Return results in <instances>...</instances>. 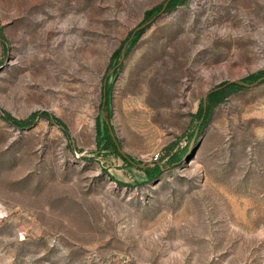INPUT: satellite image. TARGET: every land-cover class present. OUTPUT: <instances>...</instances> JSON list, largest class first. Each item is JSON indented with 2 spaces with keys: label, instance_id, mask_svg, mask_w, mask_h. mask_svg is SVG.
<instances>
[{
  "label": "rangeland",
  "instance_id": "obj_1",
  "mask_svg": "<svg viewBox=\"0 0 264 264\" xmlns=\"http://www.w3.org/2000/svg\"><path fill=\"white\" fill-rule=\"evenodd\" d=\"M169 2L0 0V264H264V0Z\"/></svg>",
  "mask_w": 264,
  "mask_h": 264
},
{
  "label": "trees",
  "instance_id": "obj_2",
  "mask_svg": "<svg viewBox=\"0 0 264 264\" xmlns=\"http://www.w3.org/2000/svg\"><path fill=\"white\" fill-rule=\"evenodd\" d=\"M182 0H170L169 4H168V8H174L175 6H177L179 3H181ZM162 8V7H160ZM159 9V8H158ZM157 10L156 9H153V10H148L146 12V18H150L154 12H156ZM144 29H139L136 34L134 35V37L132 39H130L131 35L124 41V45L126 43L127 44V48L130 47V45L132 43H134V41L136 40L138 34H140ZM130 41V42H129ZM121 51L118 50L116 53H115V58H117L119 55H120ZM261 75H256L254 77L256 78H259ZM252 77H249L247 79H250ZM246 79V80H247ZM245 85L243 84H239V83H232V84H229L225 87H223L222 89L218 90V91H214L212 92L209 96H208V99H207V103H206V106L204 104V101L201 103L200 107H199V110H198V118H199V121L201 122V129L206 125V123L208 122L210 116H211V113H212V109L215 105H217L219 102H221L225 96L227 95L228 93V90L231 88V87H237V88H243ZM108 87H106V90H105V101H106V106L108 105V102H109V98H108ZM38 115V113H33L31 115V117L28 119V120H19V119H16V118H12L10 116H7L8 119H10L11 121H13L14 123H16L17 125H20V126H24V125H27V124H30L31 121ZM104 131L106 133V136H103L105 139H107V143L105 144L106 148H109L111 145L113 146H116V142L115 140L112 138V135L110 133V129H109V126H108V122L105 120L104 122ZM98 134L99 135H102V127H101V122H99L98 124ZM123 159L127 160L128 162H130L125 156H123L122 154H120ZM131 163V162H130ZM133 164V163H132ZM146 173H147V176L150 178V177H153L154 174H159L161 172V167H156L154 168L153 170H145ZM153 171V172H152Z\"/></svg>",
  "mask_w": 264,
  "mask_h": 264
},
{
  "label": "water",
  "instance_id": "obj_3",
  "mask_svg": "<svg viewBox=\"0 0 264 264\" xmlns=\"http://www.w3.org/2000/svg\"><path fill=\"white\" fill-rule=\"evenodd\" d=\"M167 3L168 2H166L165 4H164V6H163V8H162V10L161 11H164L165 10V8H166V6H167ZM148 23V22H147ZM147 23H144V24H142V25H140L139 27H137L135 30H134V32L132 33V35H131V37H130V39H132L133 37H134V35L136 34V32L139 30V29H142L143 27H145L146 26V24ZM127 44L128 43H126L124 46H123V48H122V56L124 57L125 56V51H126V48H127ZM264 79V76H261L260 78H258L255 82H253V84H257L258 82H260L261 80H263ZM232 83H239V84H243V85H245V86H249V85H251V84H249L248 82H246V81H241V80H229V81H227L225 84H223V85H221V86H217V87H215V88H213L212 90H210L209 92H207V94H206V97H205V99H204V104H205V106H206V103H207V98H208V96L212 93V92H214V91H218V90H220V89H222L223 87H225V86H227V85H229V84H232ZM103 111H104V105H103ZM108 122V121H107ZM111 133H112V131H111ZM113 134V133H112ZM118 148H119V150L122 152V154L131 162V163H133V164H136V165H139V166H144V165H142V164H137L131 157H129L128 155H126L123 151H122V149L118 146Z\"/></svg>",
  "mask_w": 264,
  "mask_h": 264
}]
</instances>
